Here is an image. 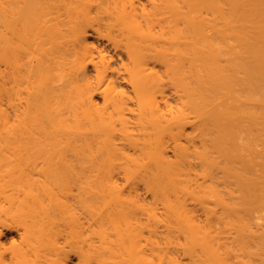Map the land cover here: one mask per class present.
Wrapping results in <instances>:
<instances>
[{
	"label": "bare ground",
	"instance_id": "6f19581e",
	"mask_svg": "<svg viewBox=\"0 0 264 264\" xmlns=\"http://www.w3.org/2000/svg\"><path fill=\"white\" fill-rule=\"evenodd\" d=\"M0 264H264V0H0Z\"/></svg>",
	"mask_w": 264,
	"mask_h": 264
},
{
	"label": "rangeland",
	"instance_id": "374dc122",
	"mask_svg": "<svg viewBox=\"0 0 264 264\" xmlns=\"http://www.w3.org/2000/svg\"><path fill=\"white\" fill-rule=\"evenodd\" d=\"M19 231L17 230H8L4 229L3 232H0V238L2 243L5 246H11V244L15 241H18L20 238V234H18Z\"/></svg>",
	"mask_w": 264,
	"mask_h": 264
}]
</instances>
